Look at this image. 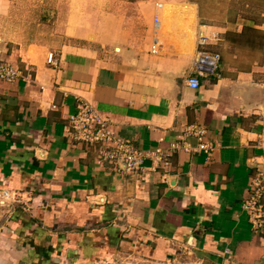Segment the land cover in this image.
<instances>
[{"label":"crops","instance_id":"crops-1","mask_svg":"<svg viewBox=\"0 0 264 264\" xmlns=\"http://www.w3.org/2000/svg\"><path fill=\"white\" fill-rule=\"evenodd\" d=\"M13 2L0 0V60L34 79L0 82V264H264V224L242 208L264 170V13L51 0L53 28L30 32ZM200 37L222 60L191 88ZM79 99L151 165L98 162L69 128Z\"/></svg>","mask_w":264,"mask_h":264},{"label":"built area","instance_id":"built-area-1","mask_svg":"<svg viewBox=\"0 0 264 264\" xmlns=\"http://www.w3.org/2000/svg\"><path fill=\"white\" fill-rule=\"evenodd\" d=\"M204 44V37H200L198 48L191 57L190 71L187 77V84L191 88L199 86L200 77L218 75L222 56L219 52L203 48ZM54 60L53 53H50L48 62L53 63ZM18 79L32 81L34 78L28 67L8 60H0V82H14ZM68 124L72 136L96 151L97 161L100 163L113 164L119 169L135 170L147 157V154L136 148L129 140L120 137L111 130L107 120L102 118L95 107L86 101L79 99L76 111L68 117ZM199 148L206 149L208 146L201 142ZM154 157L159 162L162 161L163 156L158 150ZM249 185V195L243 200L242 208L248 214L252 228L259 231L264 224L262 202L264 170L251 178Z\"/></svg>","mask_w":264,"mask_h":264},{"label":"rangeland","instance_id":"rangeland-1","mask_svg":"<svg viewBox=\"0 0 264 264\" xmlns=\"http://www.w3.org/2000/svg\"><path fill=\"white\" fill-rule=\"evenodd\" d=\"M51 0H14L13 14L11 16L13 22L18 24V26L23 27L22 30L33 32L38 28L43 26L44 31H50L53 28V17L48 9L52 7L49 5ZM206 5L208 7L221 6V15L226 13L229 15V11L232 8L241 10L242 14H246L252 17L255 21H259L262 17L261 14L264 13V0H206ZM231 6V7H230ZM225 7L224 11L223 8ZM44 9V10H43ZM207 15L212 16L213 14L207 13ZM25 28V29H24ZM251 39L250 35H242L238 37V46L243 49L241 55L251 56L253 51H247L246 42ZM259 37L255 36V41L258 42ZM260 42V41H259ZM258 42V43H259ZM255 44V47H259V44ZM231 49H227L226 56L228 57V63H233L238 67H244L247 62L244 59L242 61H234L229 59ZM256 52V50H254Z\"/></svg>","mask_w":264,"mask_h":264},{"label":"water","instance_id":"water-1","mask_svg":"<svg viewBox=\"0 0 264 264\" xmlns=\"http://www.w3.org/2000/svg\"><path fill=\"white\" fill-rule=\"evenodd\" d=\"M151 165V161L149 158H144L142 163L140 164V167H148Z\"/></svg>","mask_w":264,"mask_h":264}]
</instances>
